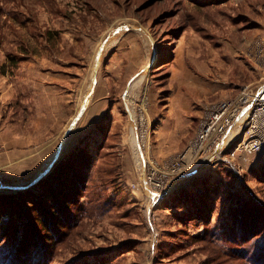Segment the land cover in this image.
<instances>
[{"label": "rangeland", "instance_id": "rangeland-1", "mask_svg": "<svg viewBox=\"0 0 264 264\" xmlns=\"http://www.w3.org/2000/svg\"><path fill=\"white\" fill-rule=\"evenodd\" d=\"M117 48L133 66L120 83L117 66L101 72ZM263 48L264 0H0V137L28 140L46 172L28 185L34 173L0 167L14 201L0 209V253L27 235L26 264H264V146L234 149L236 120L203 167L182 158L211 104L256 93ZM52 81L56 94L68 85V119L51 99L47 118L35 112ZM65 157L76 178L45 187Z\"/></svg>", "mask_w": 264, "mask_h": 264}, {"label": "built area", "instance_id": "built-area-1", "mask_svg": "<svg viewBox=\"0 0 264 264\" xmlns=\"http://www.w3.org/2000/svg\"><path fill=\"white\" fill-rule=\"evenodd\" d=\"M264 52V48H263ZM246 109V110H245ZM240 121L242 136L236 143L234 149L245 151H257L264 146V89L259 92L248 91L244 88L235 98L220 100L211 104L201 118L195 131L190 147L183 155L194 154L201 159L208 157L219 146L229 127L243 115ZM178 160H181L179 158ZM182 164V162L180 163ZM178 166V165H175ZM147 171V170H146ZM146 175V172H145ZM157 177V176H156ZM153 177L145 178L152 189V192L159 194L158 186L153 182ZM160 178V177H159ZM157 179V178H155ZM1 182V179H0Z\"/></svg>", "mask_w": 264, "mask_h": 264}, {"label": "crops", "instance_id": "crops-1", "mask_svg": "<svg viewBox=\"0 0 264 264\" xmlns=\"http://www.w3.org/2000/svg\"><path fill=\"white\" fill-rule=\"evenodd\" d=\"M75 30L78 31V28H75ZM74 34H77V33H74ZM74 39H75L74 36L68 37V41H70V42H73ZM117 46H118V44H117ZM121 50L122 49L117 48V50H114L112 52V54L108 55V57L105 56V57H107V59L104 62V65L102 66V69H101V72H102L103 69L107 70V68H110L113 66L115 68L117 66L116 69L118 68L119 77H116V79H117L118 83H120L125 78L124 76H122V69H121L123 67L122 65H124V63H125V67L127 70L129 69L130 71H132V69H133L132 63L129 62L130 65H128L129 63L126 62L128 52L124 53ZM105 57H104V59H105ZM57 74L64 75V74H66V72L65 71H58ZM116 74H117V72H116ZM63 79H64V77L62 76L61 80H63ZM52 80H54V79H52ZM57 80H59V78H57ZM106 80H107V78H106ZM66 81L68 82V79ZM58 84H59V81H52L51 83L48 84L49 89H46V90H50V92H45V96H44L45 99H43L42 103H40V104H42V106L45 107L46 104H50V102H49L50 99H51L52 103H56V104L59 103L62 105L65 104L66 109L64 112H65V115L67 116V119H68L71 117V114H70L69 109H68L70 102H72L71 95L69 93L68 85L65 83H61V82H60L61 93L56 94L53 90L54 89L53 87H57ZM104 86H106L105 77H103V75L98 76V79L95 80L93 92L96 93V95H99V91L103 90ZM262 89H264V76L262 79V83L258 84V87H256V92H259ZM5 95L6 94L3 93V97H5ZM58 100H60V101H58ZM73 100H76V99H74V97H73ZM46 108H47V106L43 109L41 108V106H39L38 107L39 112H37V111H35V112L37 114H40V115L44 114V115H42V118H47L46 115L48 114V111L46 110ZM30 109H32V108H30ZM78 109H80V107ZM62 115L63 116H61V117H55V121H60V120L64 119L63 118L64 114H62ZM11 138H14V136H12ZM11 138H7V137H5L4 134H1L0 146L7 145L8 148H10V149H7L6 147L3 149H0V167H3L4 169L10 170V171H14V170L17 171L18 170V172H19L20 170H22L21 172H19L21 177H25L26 174H30V173H34L33 174L34 176L39 175L43 171L42 167L40 169L35 167V163H37L36 161H38V159H39V153L34 151L33 149H31L29 147L30 143L28 140H25V142H22V140H20V139H11ZM23 170H26V171L23 172Z\"/></svg>", "mask_w": 264, "mask_h": 264}, {"label": "trees", "instance_id": "trees-1", "mask_svg": "<svg viewBox=\"0 0 264 264\" xmlns=\"http://www.w3.org/2000/svg\"><path fill=\"white\" fill-rule=\"evenodd\" d=\"M68 160H71V159L69 157H65L56 163V165L53 169V172L50 174V177L48 178L47 182H45L46 183L45 187L52 188L53 186L51 185V182L56 181L59 188L61 190H63L64 189V183H71L74 181V179L76 178L74 176L75 171H74L72 166L69 167V165H67ZM74 162L76 163V160ZM67 173H69L71 176H74V177L72 179H67L66 178ZM39 191H41V190H39ZM28 192H29V190H27L25 192V194H28ZM48 194H49L48 189H45L43 191V193L41 195H38V196L42 197L44 195L47 196ZM10 197H12V196H9V195L6 196V195L0 194V209H2V206L4 204H12L14 202L13 200L11 201V199H9ZM28 202H30L29 206L31 207L37 203V199L36 200L31 199ZM8 208H11V207H8ZM38 221L37 222L40 223L42 226H45V222L42 219L39 218ZM21 236L22 237H20V239H18V235H14L10 240H7L4 244H2V245L6 246L5 249H6L7 255L5 256L6 253H0V257H2V258L6 257V259H4L3 262L0 264H26V261L29 260V258L27 256V254L25 253V252H27V248L23 250V247H26V246L30 247L34 242H36V240L33 239L32 237H28L27 235H21ZM11 249L12 250L14 249V251H12Z\"/></svg>", "mask_w": 264, "mask_h": 264}, {"label": "water", "instance_id": "water-1", "mask_svg": "<svg viewBox=\"0 0 264 264\" xmlns=\"http://www.w3.org/2000/svg\"><path fill=\"white\" fill-rule=\"evenodd\" d=\"M101 47L97 50V53H96V58H95V65H94V70H93V74L94 76L96 75V72H97V62L99 60V57H100V54H101ZM130 86V83L127 84V87H126V90L129 88ZM84 108H85V105L84 103H82L77 115L75 116V118L73 119V121L70 123L69 127L67 128V130L71 129L74 125V123L78 120V118L82 115L83 111H84ZM221 150V146H218L217 147V151H220ZM209 160V157H206L202 162H201V167H203L205 164H207V161ZM45 171H42L39 175H37L32 181H30V183L28 185H30L31 183H33L34 181L40 179L41 177H43L45 175ZM1 187H4L2 182H0V188Z\"/></svg>", "mask_w": 264, "mask_h": 264}, {"label": "bare ground", "instance_id": "bare-ground-1", "mask_svg": "<svg viewBox=\"0 0 264 264\" xmlns=\"http://www.w3.org/2000/svg\"><path fill=\"white\" fill-rule=\"evenodd\" d=\"M99 62H100V57H99V60H98V62H97V64H98V66H99ZM94 65H95V63H94ZM148 68V66L147 67H145L144 69H147ZM145 71H143V73H140L139 74V76L133 81V84L134 85H136V84H138L141 80H142V78H144L145 77V74L146 73H144ZM135 87V86H134ZM144 101V100H143ZM145 103V102H144ZM145 109H147V108H145ZM145 112V111H144ZM142 116V115H141ZM243 116H244V114L243 115H241V117L238 119V123L242 120V118H243ZM136 119V118H135ZM136 122V121H135ZM239 128V127H238ZM238 128H236V127H234V128H232V129H230V131L227 133V136H226V139H225V142L227 141V142H229L234 136H235V134L237 133V130H238ZM144 134V133H143ZM145 139V138H144ZM139 142H140V140H138ZM232 141V140H231ZM132 142H133V145L135 146V142H136V139H135V130H134V128H132ZM140 144H141V146L142 147H145V145L144 144H142L141 142H140ZM146 152V151H145ZM144 155H145V153H144ZM206 158V157H205ZM204 158V159H205ZM203 159V160H204ZM203 160H201L200 161V163L203 161ZM141 162L142 161H140V164H141ZM199 163V164H200ZM144 167V166H143ZM145 169V168H144ZM143 179H145V178H143ZM144 183H145V185L147 186V181H146V179H145V181H144ZM152 189V188H151ZM153 190V189H152ZM151 190V191H152ZM154 192H156L155 190H153ZM164 193V192H163Z\"/></svg>", "mask_w": 264, "mask_h": 264}]
</instances>
